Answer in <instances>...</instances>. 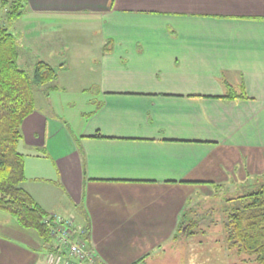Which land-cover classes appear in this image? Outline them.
Returning a JSON list of instances; mask_svg holds the SVG:
<instances>
[{"label": "crops", "instance_id": "obj_1", "mask_svg": "<svg viewBox=\"0 0 264 264\" xmlns=\"http://www.w3.org/2000/svg\"><path fill=\"white\" fill-rule=\"evenodd\" d=\"M21 19L30 44L56 51L83 25L97 36L94 109L73 126L34 105L18 150L22 187L87 228L103 264H168L205 208L193 196L263 181L264 0H25ZM47 253L0 211V264Z\"/></svg>", "mask_w": 264, "mask_h": 264}, {"label": "trees", "instance_id": "obj_2", "mask_svg": "<svg viewBox=\"0 0 264 264\" xmlns=\"http://www.w3.org/2000/svg\"><path fill=\"white\" fill-rule=\"evenodd\" d=\"M0 211L9 214L21 227L34 232L48 252L55 250L50 226L44 220L45 211L22 187L25 180L24 156L18 150L22 139L21 124L34 109L33 85L49 84L57 79L58 69L50 63L38 60L32 77L17 64L16 38L5 26L4 20H17L24 13L25 0H0ZM4 18V20H3ZM64 64L60 65V68ZM58 86L49 84L47 91ZM221 97L243 98L229 88ZM250 191L227 199L231 204L225 210V241L227 248L245 252L244 261L264 264V179ZM202 217L184 220V234L189 235L202 222ZM182 226L178 227V231ZM84 239H88L87 228Z\"/></svg>", "mask_w": 264, "mask_h": 264}, {"label": "rangeland", "instance_id": "obj_3", "mask_svg": "<svg viewBox=\"0 0 264 264\" xmlns=\"http://www.w3.org/2000/svg\"><path fill=\"white\" fill-rule=\"evenodd\" d=\"M3 14L4 10L0 9V16ZM22 21L25 20H4L5 26L16 38L18 66L24 69L31 78L36 61H46L58 69V78L49 84H58L60 88L63 85L65 87L64 91H47L49 84H34V105L48 113L55 111L75 126L79 122L80 113L94 109L92 92L95 71L92 69L90 73L86 63L89 57L93 58L98 52L97 40H95L97 36L93 31L90 32L92 26L83 25L85 29L83 32L73 30L70 33L65 32L61 38L67 44L63 49L56 51L48 47H39L37 44H30L26 39V29L22 26ZM77 26L69 25L66 28L72 29ZM61 64L68 65L67 71L61 70ZM251 180L245 181L246 183L239 189L223 190L220 188L219 191H212L211 194L193 196L191 202H198L205 208L203 207L204 209L199 212L194 211L192 218L202 217L204 220L201 219L202 223L190 229L191 234H184L172 244V247L167 248L169 252L179 254L168 260V264H255L243 260L247 256L245 252L240 253L236 248H227L224 230L225 210H229L231 204L227 199L253 189L255 184Z\"/></svg>", "mask_w": 264, "mask_h": 264}, {"label": "built area", "instance_id": "obj_4", "mask_svg": "<svg viewBox=\"0 0 264 264\" xmlns=\"http://www.w3.org/2000/svg\"><path fill=\"white\" fill-rule=\"evenodd\" d=\"M48 214L44 221L50 226L55 250L47 253L46 264H103L93 247L84 239L85 230H77L72 218Z\"/></svg>", "mask_w": 264, "mask_h": 264}]
</instances>
